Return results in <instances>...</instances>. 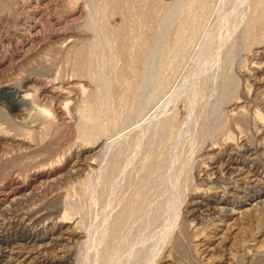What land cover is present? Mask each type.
<instances>
[{"label": "rangeland", "instance_id": "obj_1", "mask_svg": "<svg viewBox=\"0 0 264 264\" xmlns=\"http://www.w3.org/2000/svg\"><path fill=\"white\" fill-rule=\"evenodd\" d=\"M261 180L264 0H0V264H264Z\"/></svg>", "mask_w": 264, "mask_h": 264}, {"label": "bare ground", "instance_id": "obj_2", "mask_svg": "<svg viewBox=\"0 0 264 264\" xmlns=\"http://www.w3.org/2000/svg\"><path fill=\"white\" fill-rule=\"evenodd\" d=\"M207 2H208V1H207ZM183 4H184V3H183ZM178 5H179V4H178ZM179 6H180V5H179ZM179 6H178V7H179ZM184 7H185V6H184ZM175 8H176V7H175ZM178 9H179V8H178ZM188 13H189V12H188ZM175 14H177V13H175ZM190 15H191V14H190ZM193 15H194V13H193ZM183 19H184V18H183ZM185 21H186V20H185ZM180 23H181V22H180ZM196 23H197V22H196ZM186 24H187V21L184 22V23H183V26L180 28V30H179L180 35H183V34L186 32V27H185ZM191 26H192V24H191ZM187 27H188V26H187ZM190 29H191V28H190ZM167 32H168V31H167ZM195 33H196V32H195ZM197 33H198V32H197ZM166 34H167V33H166ZM194 35H195V34H194ZM178 36H179V35H178ZM183 42H184V41H183ZM172 45H173V44H172ZM175 45H176V44H175ZM183 45H184V44H183ZM169 46H171V45H169ZM171 47H172V46H171ZM172 48H173V47H172ZM159 51H160V50H159ZM154 52H155V51H154ZM168 54H169V53H168ZM176 58H177V57H176ZM157 60H158V59H157ZM152 62H153V61H152ZM170 62H171V61H170ZM169 65H170V64H169ZM160 70H161V69H160ZM150 73H151V72H150ZM156 77H157V76H156ZM146 79L148 80L147 76L143 77V81H144V82L147 81ZM166 80H167V79H166ZM151 81H152V80H151ZM144 82H143V83H144ZM163 83H164V82H163ZM145 85H146V84H145ZM161 86H162V85H161ZM161 86H160V87H161ZM146 87H147V86H146ZM156 87H157V86H156ZM244 158H245V157H244ZM241 160H242V159H241ZM233 161H234V160H233ZM242 162H243V161H242ZM247 163H248V162H247ZM226 166H227V165H226ZM231 168H232V167H231ZM231 168H230V169H231ZM227 169H228V168H227ZM228 171H229V170H228ZM237 173H238V172H237ZM237 173H236V174H237ZM236 174L234 173V175H236ZM249 175H250V173H249ZM251 175H252V174H251ZM244 178H245V177H244ZM254 178H256V177L254 176ZM254 178H253V179H254ZM258 179H259V178H258ZM258 179H257V180H258ZM245 180H246V179H244V181H245ZM248 181H249V180H248ZM250 181H251V180H250ZM261 181H262V180H261ZM262 182H263V181H262ZM246 183H247V182H246ZM257 183H258V182H257ZM263 183H264V182H263ZM16 189H17V188H16ZM11 193H12V192H11ZM221 211H222V210H221ZM219 215H220V214H219ZM221 215H222V214H221ZM228 216H229V215H228ZM0 219H1V218H0ZM219 219H220V218H219ZM20 221H21V220H20ZM220 221H222V220H220ZM2 222H3V221H2ZM3 223H4V222H3ZM2 227H3V226H2ZM2 227H1V228H2ZM1 233H2V232H1ZM5 233H6V232H5ZM17 233H18V232H17ZM19 233H20V232H19ZM2 234H3V233H2ZM2 234H1V235H2ZM7 237H8V236H6V238H7ZM16 237H17V236H16ZM6 238H5V239H6ZM1 239H2V238H1ZM1 239H0V240H1ZM3 239H4V238H3ZM8 241H9V240H8ZM18 243H19V242H18ZM10 244H11V243H10ZM15 245H16V244H15ZM20 245H21V242H20ZM20 245H19V247H20ZM14 247H15V246H14ZM14 247H13V248H14ZM16 247H17V246H16ZM16 247H15V248H16ZM0 248H2V247L0 246ZM4 248H6V247L4 246ZM22 248H23V247H22ZM32 249H33V248H32ZM12 250H13V249H12ZM1 251H4V250H1ZM14 251H16V250H14ZM21 251H22V250H21ZM25 251H26V250H25ZM33 251H35V250H33ZM30 252H31V250H30ZM23 253H24V252H23ZM26 256H27V255H26ZM1 258H2V257H1ZM34 259H35V258H34ZM4 260H5V259H4ZM1 262H3V259H2Z\"/></svg>", "mask_w": 264, "mask_h": 264}]
</instances>
